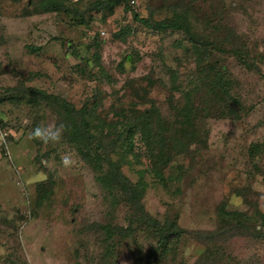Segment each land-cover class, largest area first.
Returning <instances> with one entry per match:
<instances>
[{
  "label": "rangeland",
  "instance_id": "1",
  "mask_svg": "<svg viewBox=\"0 0 264 264\" xmlns=\"http://www.w3.org/2000/svg\"><path fill=\"white\" fill-rule=\"evenodd\" d=\"M109 1L0 0V264H264V0Z\"/></svg>",
  "mask_w": 264,
  "mask_h": 264
},
{
  "label": "trees",
  "instance_id": "2",
  "mask_svg": "<svg viewBox=\"0 0 264 264\" xmlns=\"http://www.w3.org/2000/svg\"><path fill=\"white\" fill-rule=\"evenodd\" d=\"M110 2V6L111 5H115L119 2V0H111L109 1ZM139 21H141L142 23H144L145 25H147V21L145 19H139ZM168 26V28H178V29H182L183 31L185 32H188V29L183 25V24H175V23H162V22H158V23H155V28H159V29H163V28H166ZM31 91V90H30ZM36 93L38 92V94H41V95H44L42 92L40 93V91H35ZM82 117V115H81ZM86 125V122L83 120L82 121V126L85 127ZM125 131H127L128 133V137H127V140H126V145L127 147L129 148L130 145H132L131 143V138H132V135L136 132H138V129L135 128L134 125H131V126H126L125 127ZM149 136H141L140 137V140L141 142L143 143V145H145V147H147V152H148V156H150L152 158V151L150 149V146L154 143H150V140H148V143L146 141L145 138H148L150 137V129L147 131ZM154 137V135H153ZM130 138V139H129ZM157 141H161L160 137L158 136L157 138ZM165 161V160H163ZM158 163H160V161L157 160ZM108 166L105 170V172L103 174H101V176L98 177L97 181L99 183H101L104 187H118L120 190H125L124 193H128L129 195V199L128 201L130 200L132 202V207H131V217L134 216L135 219H138L140 217L143 216V214L140 212V208L138 209H135V206L138 205V201L132 196V192H134V185H132L128 179L126 177H124L122 175V173H120V171L118 170V165L115 164V163H107ZM154 176L156 178H160L161 177V174H160V171L158 169H154ZM133 218V217H132ZM144 218L145 219H148L147 215L145 217V214H144ZM108 228H106V232ZM207 235H210V233H207ZM163 236V234H162ZM211 236V235H210ZM211 238V237H210ZM165 240L167 241L168 240V237L165 238ZM204 239L200 238V241H203Z\"/></svg>",
  "mask_w": 264,
  "mask_h": 264
},
{
  "label": "clouds",
  "instance_id": "3",
  "mask_svg": "<svg viewBox=\"0 0 264 264\" xmlns=\"http://www.w3.org/2000/svg\"><path fill=\"white\" fill-rule=\"evenodd\" d=\"M68 130V126L61 122L52 121L46 124L37 125L30 132V139L38 140L42 144H61L64 140L65 132ZM0 142H4L0 137ZM75 159L74 150L64 152L61 155V166L64 168H70L73 166ZM260 227L259 225L257 226Z\"/></svg>",
  "mask_w": 264,
  "mask_h": 264
},
{
  "label": "built area",
  "instance_id": "4",
  "mask_svg": "<svg viewBox=\"0 0 264 264\" xmlns=\"http://www.w3.org/2000/svg\"><path fill=\"white\" fill-rule=\"evenodd\" d=\"M9 134H10L9 130L0 121V137H2L4 141V142H0V146L3 147V149H7L6 144Z\"/></svg>",
  "mask_w": 264,
  "mask_h": 264
}]
</instances>
